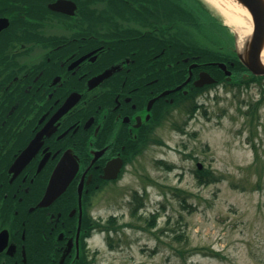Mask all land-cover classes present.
<instances>
[{"label": "flooded vegetation", "instance_id": "flooded-vegetation-1", "mask_svg": "<svg viewBox=\"0 0 264 264\" xmlns=\"http://www.w3.org/2000/svg\"><path fill=\"white\" fill-rule=\"evenodd\" d=\"M55 1L0 15V264H99V209L158 130L222 86L220 58L176 42L158 0ZM224 62L232 80L233 53ZM201 72L214 81L197 85Z\"/></svg>", "mask_w": 264, "mask_h": 264}, {"label": "rangeland", "instance_id": "rangeland-1", "mask_svg": "<svg viewBox=\"0 0 264 264\" xmlns=\"http://www.w3.org/2000/svg\"><path fill=\"white\" fill-rule=\"evenodd\" d=\"M164 5L175 28L182 23L191 36L190 46L209 45L219 27L198 0ZM262 95L255 83L212 88L192 117L178 115L181 126L158 130L163 143L143 152L125 187L99 209L117 218L108 238L101 233L90 241L99 264H264V100L254 104ZM197 161L220 178L199 183ZM134 190L143 202L136 214Z\"/></svg>", "mask_w": 264, "mask_h": 264}, {"label": "water", "instance_id": "water-1", "mask_svg": "<svg viewBox=\"0 0 264 264\" xmlns=\"http://www.w3.org/2000/svg\"><path fill=\"white\" fill-rule=\"evenodd\" d=\"M241 4L249 14L252 30L242 48H239L236 43V53L243 65L255 75H264V63L261 59V52L264 44V0H236ZM67 0H56L49 4L53 9H59L65 5ZM8 25L5 17H0V30ZM218 66L227 75L226 79H230V71L227 70L226 64L218 63ZM188 79V78H187ZM214 79L207 73L201 72L197 85L210 83ZM200 168L201 164L197 163Z\"/></svg>", "mask_w": 264, "mask_h": 264}, {"label": "trees", "instance_id": "trees-1", "mask_svg": "<svg viewBox=\"0 0 264 264\" xmlns=\"http://www.w3.org/2000/svg\"><path fill=\"white\" fill-rule=\"evenodd\" d=\"M15 1H21V0H0V15L1 14H8V12H10L8 10L9 8H12L14 10H21V9H23L22 8V5H17L15 3ZM164 3H165V0H158L159 17H165L164 15L166 14V10L164 9V6H165ZM160 19L161 18H159V23L163 24V19L162 20H160ZM164 23H166V21H164ZM169 23L171 24L170 25V28L173 29L175 25H172V22H169ZM222 29L225 31L226 28L223 27ZM174 36L178 40L176 42H178L180 44H182L181 42H184L177 35H174ZM194 49L197 52H199L200 54H202V56L205 57V58H208V57H212V58H217V57L221 58L222 57V59L228 58L224 54H221L220 55L218 53H215L213 51V49L212 48H209V47L202 48V49H199V48L195 47ZM238 67H239V69L245 70L243 68L242 64L240 62H238V60H236V63L234 65V69L235 68H238ZM211 68H214L216 71H218V74L223 78V74H222V72L219 69L215 68L214 66H212ZM235 71H237L236 72V74H237L236 79L245 80V79H242L240 77L241 75H240V72L238 70H235ZM252 79H256L255 76H252ZM241 82H244V81H241ZM246 82L247 81H245V83ZM263 100H264V95H262V97H260L258 99V101L255 102L254 104H260V103L263 102ZM193 112H194V108H191L190 107L188 109V115L191 116ZM156 142L161 143L160 140H157ZM158 164L163 165L167 170H169V169H171L173 167L172 164L169 165L168 163H165V162H163V160H160V159L158 160ZM196 177H197L199 183L213 182V181H216V180H218L220 178V177L216 176V174L213 173V171H211L209 168H204V169L196 170ZM177 191H179V190H177ZM133 199L134 200H137V201L134 204L131 212H132V214H136L137 213V210L141 207V205L143 203L142 202V195H138L137 192L134 191ZM152 217L154 219L155 215H152ZM114 222H115V220L111 217V219H110V226H112L111 228H114V225H115ZM128 225H130V224H128ZM212 253L215 254L214 251H212Z\"/></svg>", "mask_w": 264, "mask_h": 264}, {"label": "bare ground", "instance_id": "bare-ground-1", "mask_svg": "<svg viewBox=\"0 0 264 264\" xmlns=\"http://www.w3.org/2000/svg\"><path fill=\"white\" fill-rule=\"evenodd\" d=\"M216 9V12L235 33L239 48L244 46L247 36L250 35L252 25L246 9L236 0H206ZM261 59L264 63V44L261 52Z\"/></svg>", "mask_w": 264, "mask_h": 264}]
</instances>
